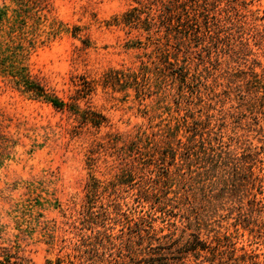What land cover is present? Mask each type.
<instances>
[{
  "label": "rangeland",
  "instance_id": "obj_1",
  "mask_svg": "<svg viewBox=\"0 0 264 264\" xmlns=\"http://www.w3.org/2000/svg\"><path fill=\"white\" fill-rule=\"evenodd\" d=\"M202 2L164 36L115 21L137 0H0V262L91 264L98 229L103 264L263 261L264 0Z\"/></svg>",
  "mask_w": 264,
  "mask_h": 264
},
{
  "label": "trees",
  "instance_id": "obj_2",
  "mask_svg": "<svg viewBox=\"0 0 264 264\" xmlns=\"http://www.w3.org/2000/svg\"><path fill=\"white\" fill-rule=\"evenodd\" d=\"M196 1V0H193ZM229 7H233L232 2L235 0H226ZM138 3L142 4L143 8H146L148 11H142L137 7L130 8L125 12L120 19V21L115 20L117 23L122 22L124 25L142 28L147 33L158 32L164 30V36H167L173 30H177L179 26V21L174 23L173 19L175 15H184V20L181 22V25H187L190 18L189 11L186 8L188 0H137ZM203 4L206 3V0H203ZM180 9V10H179ZM178 11V13H177ZM142 12H146L143 18L140 17ZM230 17V16H228ZM177 20V19H176ZM150 37V35H149ZM21 80L24 83V89L31 91V94L35 97H40L44 101L49 102L57 110H73L76 106V101L73 100L72 96L69 98L72 100H64L62 97H59L51 89H47L38 83H33L27 80L23 75ZM81 91V89H80ZM95 189V188H94ZM88 198V193L86 194ZM81 222L86 224L84 226H89L90 224H96L98 220H103L107 217V213L96 214L93 216L92 212L84 203L81 208ZM264 227V223L261 224ZM92 228L93 226L90 225ZM104 240H106L105 230H94L89 234H80V238L75 242L76 248L81 249L87 255V258L90 259L91 264H103L102 255L104 251H99V249L106 248ZM107 241V240H106ZM256 253H243L239 257H233V264H264L263 261H257ZM3 264V262H0Z\"/></svg>",
  "mask_w": 264,
  "mask_h": 264
}]
</instances>
